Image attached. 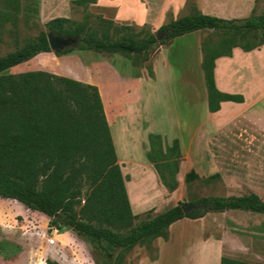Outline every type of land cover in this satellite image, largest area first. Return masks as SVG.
Masks as SVG:
<instances>
[{
	"label": "trees",
	"instance_id": "obj_1",
	"mask_svg": "<svg viewBox=\"0 0 264 264\" xmlns=\"http://www.w3.org/2000/svg\"><path fill=\"white\" fill-rule=\"evenodd\" d=\"M18 0H4L2 19ZM257 1V0H255ZM15 2V4H14ZM87 7L96 0H72ZM90 13L70 28V19L55 17L45 23L47 32L0 56V197L16 200L32 212L48 216L49 228L63 224L78 238L100 252L95 264H124L134 246L152 251L156 238L167 240L169 227L183 218L198 219L208 212L241 210L264 214V200L254 192L240 195H207L179 200L172 207L134 224L116 151L98 87L74 78L41 70L4 74L10 67L39 53L50 52L47 33L78 36L79 49L97 52L148 54L172 39L194 31H209L201 40V62L207 94V109L213 113L223 101L243 102L241 94L220 91L215 83V60L232 56L233 48L248 52L264 44V12L255 7L244 18H222L203 13L195 6L154 32L144 28L135 34L111 38V30H128L129 25ZM138 34L143 37L137 38ZM73 47L63 51L68 52ZM152 72H150V75ZM146 158L152 163L168 191L177 187L176 174L182 158L178 138L168 144L160 134H148ZM189 190L194 181L205 185L221 180L218 172L204 178L194 169L184 174ZM20 246L0 240V257L11 259ZM47 264L52 261L47 260ZM220 264H252L222 256Z\"/></svg>",
	"mask_w": 264,
	"mask_h": 264
},
{
	"label": "rangeland",
	"instance_id": "obj_2",
	"mask_svg": "<svg viewBox=\"0 0 264 264\" xmlns=\"http://www.w3.org/2000/svg\"><path fill=\"white\" fill-rule=\"evenodd\" d=\"M3 2L4 0H0V12L4 8ZM51 3L52 0H18L17 9L8 8L7 18L2 19L0 16V56L36 38L40 31L47 32L45 23L52 18H69L70 28L82 22L86 13L92 14L89 23L93 26L97 24L95 15L108 18L103 12L73 4L71 0H55ZM101 5L103 8L119 6L122 16L120 21L113 20L114 24L117 27L119 25L132 27L128 30L112 29V39H119L122 35L130 33L135 34L143 28L150 32L158 28L149 24L142 26L132 18H126L129 15H135L137 18L139 14L133 3L112 0L107 4L103 0ZM191 6L225 18L247 17L253 7L255 13L264 12V0L241 2L238 5L227 4L224 0H205L204 3L199 0H185V7L182 10L174 7L168 14L162 16V20L167 18L170 21L184 16ZM209 33L205 30L194 31L168 42L164 54L156 59L155 82H151V79L155 78L152 51L148 54H126L83 50L77 46L65 53L56 54L55 51H50L38 54L10 67L4 74L15 75L41 70L80 81L78 78L86 74V69L82 65L100 64L108 67L106 70L110 72L113 71L111 69L113 67L124 78L145 77L147 82L137 97L138 106L135 105L131 113H127L125 117V127L130 121L128 132L124 128L117 130L122 138V150L125 142L127 152L130 154L129 170L126 172L127 186L131 179L138 202L144 203V209L134 220V224L163 212L179 200L188 199V191L193 197L254 192L264 200V116L258 114L256 119L252 117L245 122L230 123L229 129L225 127L224 131H217L215 129L217 119L206 112V88L200 66V42ZM141 37L143 34H138L137 38ZM256 55L259 63L261 56ZM247 71V69L244 71L245 82L249 87L252 86L253 91L256 88V93L261 91L256 98L258 105L263 106L264 61L258 64L255 73ZM103 74L96 72L93 76L99 79ZM130 89L126 96L130 97L134 93L133 88ZM249 99L251 101L253 97L250 96ZM190 117L192 120L189 125L192 127L204 119H209V125L214 127L213 129L210 127L211 131L205 139H199L205 135L199 130L200 132H196V140L193 141L186 140L191 132H188V129L183 130L184 124L183 129H173L177 135L175 137L178 139L181 137V141L184 142L185 156L181 160L185 164L182 166L187 171L194 169L202 178L218 172L221 180L211 185L194 181L188 190L183 177L181 180L178 178L179 181L176 178L177 187L170 192L159 177L150 176L145 169L146 154L142 150L144 134L148 130L150 132L171 130L173 121L181 118L183 123L185 118ZM145 183L148 185L143 186ZM48 221L49 218L46 216L28 211L19 202L0 198V240L7 239L21 248L9 260L0 257V264H47V260L57 264L100 262V252L92 249L63 224L60 230L49 228ZM64 232H72L71 241L61 242L59 234ZM51 238L53 240L50 242ZM152 246L154 247L152 251H148L145 246H134L126 253L124 264H220L222 256L252 264H264V214L227 210L208 212L198 219L183 218L171 226L167 240L161 238L153 240Z\"/></svg>",
	"mask_w": 264,
	"mask_h": 264
},
{
	"label": "crops",
	"instance_id": "obj_3",
	"mask_svg": "<svg viewBox=\"0 0 264 264\" xmlns=\"http://www.w3.org/2000/svg\"><path fill=\"white\" fill-rule=\"evenodd\" d=\"M54 1L55 0H52V3ZM105 1L108 4L112 0H105ZM120 1L130 2L136 5V11H138L139 13L137 14V18L135 15L134 16L129 15L126 18L129 19L132 18L133 20H135L137 24H141L142 26L145 24H149L154 27H159L164 23L166 24L169 22V20H167V18L162 20V16L164 17V15L168 14L170 10H172V8L174 7L180 8L181 10L183 9V7H185V0H180V1L179 0H120ZM204 1L205 0H199V2H203V3ZM252 1L253 0H224L225 3L231 5H238L241 2L252 3ZM102 2L103 0H96L95 3H90L87 8L92 11L94 10V11L103 12L111 20L120 21V18L122 16L120 13L121 12L120 7L117 5H112L103 8L101 5ZM131 10L133 11L132 8ZM199 10L202 11L203 13L214 15L212 13L206 12L202 8H200ZM169 43L160 45L159 47L152 50V52H154V54L152 53L153 55L151 56L154 65L153 69H154L155 78L151 79V82H155L157 79L156 59L160 55L164 54V51ZM43 53H48V52H43ZM256 54H259L261 56V58H259V60H261L259 63L257 61L258 55ZM262 61H264V44L260 48L248 52L242 51L240 48L236 47L233 48L232 50V56L230 57L223 56L215 60L214 77L217 88L225 93L241 94L244 99L243 102L223 101L220 104V109L216 112L211 113L207 109V94H206V110H207L206 112L207 114L214 116L217 119V124L215 125V129L217 131H224L225 127H228L227 129H229L228 125L230 123H236L239 121L245 122L252 117L256 119V116L258 114L264 116V105L263 106L258 105V100L256 98L261 91H258L256 93V88H254L253 91V89H251L252 86L249 87V85H247V83L245 82L246 79L244 74V71H246V69L248 70L247 71L248 73H252V71H254L255 73L258 64H260ZM200 62H201V55H200ZM82 67L86 69V74L82 78H78V79L81 82L93 84L98 87L104 107V112L106 115V119L109 125L110 133L116 151V156H117L116 162L120 166L122 174L125 178V187L128 198L130 200V204L132 206V212L135 215H139L140 212L144 209L143 208L144 203L143 201H140V203L138 202L139 200L136 197V190L131 185V183H133L131 179L127 186L126 176L128 174L126 172H128L129 170L130 154L127 152L128 150L126 148L125 142L123 143L124 150H122V138L120 135H118L117 130L120 128L121 129L124 128L128 132L127 127L129 128L130 121L127 123L128 126L125 127L126 114L131 113L135 105L138 106L139 101L137 97L140 94V91L144 89V84L147 81L145 77H141V76L140 77L129 76L124 78L113 67L111 68L113 69V71L110 72L109 70H106V68L108 67H105L100 64H92L91 66L82 65ZM115 71H117V73ZM96 72L104 73L102 75V78L98 79L96 76H93V73ZM114 73H116V75ZM131 87L133 88L134 93H132L130 97L126 96L131 91L130 89ZM254 93H256L255 96H253ZM250 96L253 97L251 101L249 99ZM191 120H192L191 117L185 118L184 122L182 123L181 118L176 119L171 123L172 124L171 130H163L156 132H150L149 130L148 132L146 131L144 134V144L142 146L143 152L146 153V151L149 149L148 138H147L149 133L160 134L164 139V141L166 140V142L170 144L172 139L176 138L175 136H177L173 132L174 128L176 129L185 128L183 130L188 129V132L190 131L191 133H189L186 140L189 139L193 141L196 140V132H200L199 130H201V132H203L205 135L202 138L199 137V139H205L209 134V132L211 131L210 127H212V129L214 127V125L212 126L209 125V119H204L202 121H199L197 126L192 127L189 125L191 123ZM182 124H184L183 128H182ZM206 124L208 125L207 127ZM181 139L182 138L179 137L180 150L183 159V156H185V147H184V142L183 140L181 141ZM145 162H146L145 169L148 171L150 176L154 178H158L156 174V170L154 169L152 163L149 162L147 158L145 159ZM183 164H185V162L181 160L180 167L176 174L177 180L178 178H180L181 180V177L184 178V174L187 172V169L182 166ZM147 185L148 184L145 183L143 186H147ZM26 209L28 211L30 210L28 208ZM172 225L173 224L170 225L169 230ZM59 235L61 242H68L71 241L73 238L72 232L71 233L64 232ZM156 239H160V238H156Z\"/></svg>",
	"mask_w": 264,
	"mask_h": 264
},
{
	"label": "water",
	"instance_id": "obj_4",
	"mask_svg": "<svg viewBox=\"0 0 264 264\" xmlns=\"http://www.w3.org/2000/svg\"><path fill=\"white\" fill-rule=\"evenodd\" d=\"M47 41L51 51H63L80 43L78 36H62L54 32L47 33Z\"/></svg>",
	"mask_w": 264,
	"mask_h": 264
},
{
	"label": "built area",
	"instance_id": "obj_5",
	"mask_svg": "<svg viewBox=\"0 0 264 264\" xmlns=\"http://www.w3.org/2000/svg\"><path fill=\"white\" fill-rule=\"evenodd\" d=\"M52 240H53V239L51 238V239H50V242H51Z\"/></svg>",
	"mask_w": 264,
	"mask_h": 264
}]
</instances>
